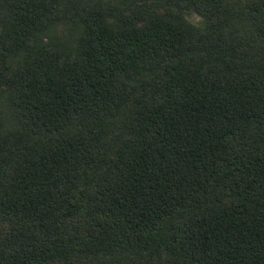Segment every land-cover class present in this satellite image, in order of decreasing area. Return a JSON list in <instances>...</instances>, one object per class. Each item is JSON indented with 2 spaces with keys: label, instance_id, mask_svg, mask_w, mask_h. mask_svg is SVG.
<instances>
[{
  "label": "trees",
  "instance_id": "obj_1",
  "mask_svg": "<svg viewBox=\"0 0 264 264\" xmlns=\"http://www.w3.org/2000/svg\"><path fill=\"white\" fill-rule=\"evenodd\" d=\"M0 264H264V0H0Z\"/></svg>",
  "mask_w": 264,
  "mask_h": 264
}]
</instances>
